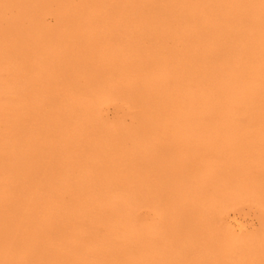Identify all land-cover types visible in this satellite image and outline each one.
<instances>
[{"label": "bare ground", "instance_id": "1", "mask_svg": "<svg viewBox=\"0 0 264 264\" xmlns=\"http://www.w3.org/2000/svg\"><path fill=\"white\" fill-rule=\"evenodd\" d=\"M262 6L0 0V264H264Z\"/></svg>", "mask_w": 264, "mask_h": 264}, {"label": "rangeland", "instance_id": "2", "mask_svg": "<svg viewBox=\"0 0 264 264\" xmlns=\"http://www.w3.org/2000/svg\"><path fill=\"white\" fill-rule=\"evenodd\" d=\"M255 1L257 2V6H259V8L261 7V5H264V0ZM263 8L264 6H262L261 9ZM52 20L53 19L51 17L48 18V22H50L51 24L53 23ZM114 113V108L110 107L107 113L108 116L112 117ZM225 219L231 232L236 235H246L249 233L256 234L261 229V216L259 212L255 207H252L248 204L243 205L239 208H233L229 210L225 215Z\"/></svg>", "mask_w": 264, "mask_h": 264}]
</instances>
